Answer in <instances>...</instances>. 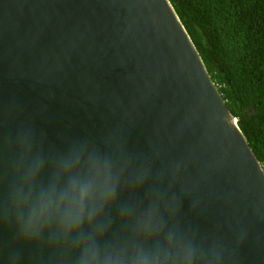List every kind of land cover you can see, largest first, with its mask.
<instances>
[{
    "label": "water",
    "instance_id": "obj_1",
    "mask_svg": "<svg viewBox=\"0 0 264 264\" xmlns=\"http://www.w3.org/2000/svg\"><path fill=\"white\" fill-rule=\"evenodd\" d=\"M237 120L169 0H0L5 160L21 130L55 146L110 136L150 162L220 264H264V170ZM15 246L5 228L0 252Z\"/></svg>",
    "mask_w": 264,
    "mask_h": 264
},
{
    "label": "clouds",
    "instance_id": "obj_2",
    "mask_svg": "<svg viewBox=\"0 0 264 264\" xmlns=\"http://www.w3.org/2000/svg\"><path fill=\"white\" fill-rule=\"evenodd\" d=\"M181 202L152 165L110 136L61 146L21 130L0 154V233L16 242L0 264H220L179 220Z\"/></svg>",
    "mask_w": 264,
    "mask_h": 264
},
{
    "label": "trees",
    "instance_id": "obj_3",
    "mask_svg": "<svg viewBox=\"0 0 264 264\" xmlns=\"http://www.w3.org/2000/svg\"><path fill=\"white\" fill-rule=\"evenodd\" d=\"M264 170V0H169Z\"/></svg>",
    "mask_w": 264,
    "mask_h": 264
}]
</instances>
